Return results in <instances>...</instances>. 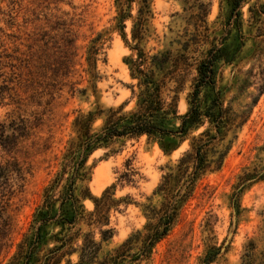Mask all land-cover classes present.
I'll list each match as a JSON object with an SVG mask.
<instances>
[{"label": "rangeland", "instance_id": "374dc122", "mask_svg": "<svg viewBox=\"0 0 264 264\" xmlns=\"http://www.w3.org/2000/svg\"><path fill=\"white\" fill-rule=\"evenodd\" d=\"M254 2L264 6V0L240 3L245 36L242 42L236 31L228 32L235 16L232 12L236 11L232 0L152 2L154 31L146 43L150 53L170 50L174 55L199 60L213 46L238 51L232 64L222 60L217 63L215 84L226 90L224 105L230 108V116L237 122L238 116L245 120L241 119L239 127L225 130L222 141L208 148L211 169L196 181L177 223L155 245L150 260L140 264H204L203 259L210 252L216 255L208 264H241L252 243L254 264H261L264 258V180L241 192L237 208L229 201L242 168L264 164V21L257 25L248 22V8ZM11 11L13 18L9 20ZM115 14L114 0L0 3V26L4 31L0 33V58L6 64L4 76L10 78L12 74V87L27 103L24 110L35 114V118L29 117L32 128L27 138L19 140L11 151L0 148L3 158H15L29 170L24 186L20 190L15 188L7 208L0 210V264L8 262L28 231L42 189L54 176L64 147L74 136L72 121L78 111L92 109L97 102L104 108L123 104V111L134 107L131 89L136 80L130 77L124 61L132 51L114 28ZM126 25L129 39V20ZM99 32L103 33L105 54L97 61L98 78L93 91L83 71L84 56L89 40ZM194 75L193 69L180 93L179 113L187 109L186 95ZM208 94L202 93L203 97ZM12 109L14 105L0 106V118ZM101 122L102 119H97L94 127ZM202 130L201 127L192 134ZM189 143V139L185 140L166 155L156 141H148L146 135H141L119 139L115 152L98 148L88 156L85 168L89 180L85 184L89 193L99 196L104 188L115 183L114 197H127L128 201L110 212V226L115 232L103 245V252L143 228L146 208L161 201L155 191L162 176L175 165L180 153L189 148ZM220 158L221 164L216 168ZM131 171L135 172V182L119 179L123 172ZM82 204L86 210L93 209L90 198H83ZM68 260L75 264L77 255L65 257L61 264H69Z\"/></svg>", "mask_w": 264, "mask_h": 264}, {"label": "trees", "instance_id": "16d2710c", "mask_svg": "<svg viewBox=\"0 0 264 264\" xmlns=\"http://www.w3.org/2000/svg\"><path fill=\"white\" fill-rule=\"evenodd\" d=\"M241 1L245 0H232L233 11H236L232 12L235 16L228 32L236 31L242 42L245 36L242 31ZM152 2L114 0V28L132 51L124 61L130 77L136 80L131 89L135 99L134 107L123 111V104L104 108L97 102L92 109L78 111L72 121L74 136L64 147L54 176L42 189L41 201L32 213L28 231L6 264H61L65 257L74 254L77 255L75 264H140L150 260L155 245L177 223L196 181L211 169L208 148L222 141L225 130L242 124L243 116H238L237 122L236 118L230 116V108L224 105L226 90L217 88L215 84L217 63L222 60L225 64H232L238 51L213 46L199 60L183 54L174 55L170 50L150 53L146 43L154 31ZM248 12L250 24L263 23L264 6L254 2ZM8 16L9 20L13 18L12 11ZM128 20L129 39L126 32ZM0 33H4L1 26ZM102 49L103 33L99 32L89 40L84 56L86 68L83 71L87 73L93 91L98 78L97 61L101 54H105ZM5 66L0 58V106L14 105V109L0 118V148L11 151L19 140L29 135L32 128L29 117L35 118V114L24 110L27 103L24 98L18 97L17 89L12 87V74L10 78L4 76ZM193 69L195 75L186 95L187 109L179 113L180 93ZM203 91L209 94L203 97ZM97 119H102V122L94 127ZM201 127L203 130L197 135L192 134ZM141 135H146L148 141H156L166 155L179 148L187 139L190 140L189 148L180 153L175 165L162 176L155 191L161 196V201L157 206L146 208L147 221L143 228L103 252V245L115 232L110 226V212L117 210L121 203L128 204V201L125 200L127 197H114L115 183L104 188L99 196H92L85 184L89 180L85 163L94 150L106 148L115 152V144L119 139ZM220 164L221 158L216 168ZM28 173L29 170H25L17 159H7L0 155L1 211L7 208L15 188L21 189L24 186ZM134 173L123 172L119 179L135 182ZM262 180L264 164L244 166L229 196L230 204L237 208L241 192ZM83 198L92 200V210L85 209ZM49 242L53 245L47 246ZM215 255V252L207 253L203 259L204 264L211 262ZM243 256L241 264H254L256 256L253 243ZM261 264H264V258Z\"/></svg>", "mask_w": 264, "mask_h": 264}]
</instances>
